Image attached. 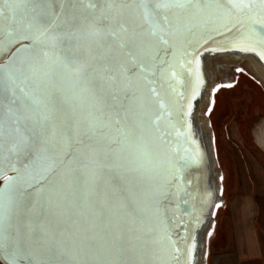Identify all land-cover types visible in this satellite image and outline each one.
<instances>
[{
    "label": "water",
    "instance_id": "95a60500",
    "mask_svg": "<svg viewBox=\"0 0 264 264\" xmlns=\"http://www.w3.org/2000/svg\"><path fill=\"white\" fill-rule=\"evenodd\" d=\"M58 6L54 0L21 19L23 5L0 4V67L14 72L35 62L49 41L33 18L56 15ZM117 15L137 32L147 29L135 6L120 7ZM63 19L59 15L57 23ZM175 27L170 36L175 75L155 85L158 98L139 75L125 79L120 89L108 85L99 98L80 90L28 113L29 123L46 116L51 132L18 154L11 151L19 141L12 131L14 109H0L2 264H10L14 250L12 264L200 262L199 242L217 197L210 191L209 156L193 115L206 96L209 57L248 58L264 67V3L253 0L252 8L240 11L228 0H209L203 12L177 14ZM97 39L81 36L78 43L90 51ZM45 62L54 72L55 58ZM59 87L54 80L48 84L53 94ZM124 89L149 106L146 123L129 113L119 124L105 125L103 140L86 141L84 106L110 115L109 90L123 98ZM18 234L14 245L11 238Z\"/></svg>",
    "mask_w": 264,
    "mask_h": 264
},
{
    "label": "snow or ice",
    "instance_id": "6c2138e0",
    "mask_svg": "<svg viewBox=\"0 0 264 264\" xmlns=\"http://www.w3.org/2000/svg\"><path fill=\"white\" fill-rule=\"evenodd\" d=\"M11 2L19 8L20 18L28 12L38 11L41 6L50 5L54 0H0V4ZM58 3L56 15H40L33 19L47 35L49 46L36 52L37 59L26 68H17L9 72L0 67V109L8 105V111L14 109L15 120L13 133L19 136L11 151L15 154L28 151L32 141L43 139L51 132V124L46 116L38 122L29 123V112H37L42 106L53 107L63 98H72L80 90H92L99 98L108 85L116 89L123 86L125 79L139 75L150 86L153 98L159 93L155 87L166 81V77L174 76L175 71L170 62V54L174 47L170 36L175 27L177 14L203 12L209 0H55ZM232 8L244 11L253 6V0H228ZM264 3V0H261ZM67 5V7H62ZM135 6L140 18L147 25L144 32H137L128 23L118 19L120 7ZM172 13V16L169 15ZM63 14L62 22L57 23ZM3 8H0V16ZM81 36H93L98 39L90 51H82L78 43ZM107 53V54H106ZM54 57L56 67L49 71L46 65L48 57ZM39 57L45 58L44 60ZM55 81L60 87L56 94L48 90V84ZM19 81V83L17 82ZM66 89V90H61ZM112 103H105V109L89 110L87 105L83 111L87 114L85 121V140L101 141L105 138L104 127L107 123L119 124L129 113L136 114L146 123L150 110L147 104L141 103L135 93L123 90V98L119 92L109 90ZM159 103V101L157 100ZM0 112V132H2ZM104 117V120H101ZM0 134V140H2ZM94 146V145H93ZM86 166L81 161V167ZM4 175L0 168V178ZM83 182V178H80ZM4 190H0L2 196ZM19 234L11 238L18 245ZM6 238L0 221V256L5 249ZM15 250L10 252L11 258Z\"/></svg>",
    "mask_w": 264,
    "mask_h": 264
},
{
    "label": "rangeland",
    "instance_id": "374dc122",
    "mask_svg": "<svg viewBox=\"0 0 264 264\" xmlns=\"http://www.w3.org/2000/svg\"><path fill=\"white\" fill-rule=\"evenodd\" d=\"M255 67L248 58H208L206 96L193 116L201 127L211 166L210 191L217 200L203 228L202 262L197 264H210L216 252L230 246L231 236L224 235L242 197L250 193L264 202V137L253 135L264 130V76Z\"/></svg>",
    "mask_w": 264,
    "mask_h": 264
},
{
    "label": "crops",
    "instance_id": "0c3cea01",
    "mask_svg": "<svg viewBox=\"0 0 264 264\" xmlns=\"http://www.w3.org/2000/svg\"><path fill=\"white\" fill-rule=\"evenodd\" d=\"M255 131L256 139L259 140V135L264 137V130ZM263 144L260 146L264 148ZM238 203L234 209L235 218H231V228L228 232L225 229V235L221 232L225 237L231 236L230 246L216 252L210 264H264V202L257 201L256 196L249 193Z\"/></svg>",
    "mask_w": 264,
    "mask_h": 264
},
{
    "label": "bare ground",
    "instance_id": "6f19581e",
    "mask_svg": "<svg viewBox=\"0 0 264 264\" xmlns=\"http://www.w3.org/2000/svg\"><path fill=\"white\" fill-rule=\"evenodd\" d=\"M252 63H253V61H252ZM254 65L256 66L255 68H256V70H258L259 71V73L261 74H263V76H264V67L263 66H261L259 63H257V64H255L254 63ZM255 132H257V131H254L253 133H254V136H255ZM264 145V144H263Z\"/></svg>",
    "mask_w": 264,
    "mask_h": 264
},
{
    "label": "flooded vegetation",
    "instance_id": "af4514ba",
    "mask_svg": "<svg viewBox=\"0 0 264 264\" xmlns=\"http://www.w3.org/2000/svg\"><path fill=\"white\" fill-rule=\"evenodd\" d=\"M254 134V133H253Z\"/></svg>",
    "mask_w": 264,
    "mask_h": 264
}]
</instances>
